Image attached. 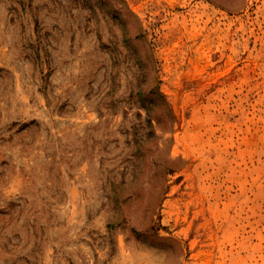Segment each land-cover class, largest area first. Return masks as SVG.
Instances as JSON below:
<instances>
[{"label": "rangeland", "instance_id": "374dc122", "mask_svg": "<svg viewBox=\"0 0 264 264\" xmlns=\"http://www.w3.org/2000/svg\"><path fill=\"white\" fill-rule=\"evenodd\" d=\"M0 264H264V0H0Z\"/></svg>", "mask_w": 264, "mask_h": 264}, {"label": "trees", "instance_id": "16d2710c", "mask_svg": "<svg viewBox=\"0 0 264 264\" xmlns=\"http://www.w3.org/2000/svg\"><path fill=\"white\" fill-rule=\"evenodd\" d=\"M152 69V66H150V68L147 69V72L151 73ZM134 95V97L138 100L137 102L142 105L144 119L147 122L148 130L145 134V138L147 140L144 142H150L162 137L167 145V143L171 142L172 138L171 136L165 137V135L172 133L176 119L166 96L157 89L155 84L151 85L146 93L142 94V90L138 89ZM156 130H158L159 133H157ZM139 135L140 134L136 131L133 132V136L135 137V142L137 144L143 142L141 140V136ZM172 162L173 159H171L167 154L163 168L165 175L175 171V167L172 166Z\"/></svg>", "mask_w": 264, "mask_h": 264}]
</instances>
